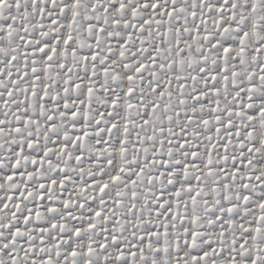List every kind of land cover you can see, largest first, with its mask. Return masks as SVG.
Returning a JSON list of instances; mask_svg holds the SVG:
<instances>
[{
	"label": "snow or ice",
	"instance_id": "obj_1",
	"mask_svg": "<svg viewBox=\"0 0 264 264\" xmlns=\"http://www.w3.org/2000/svg\"><path fill=\"white\" fill-rule=\"evenodd\" d=\"M0 264H264V0H0Z\"/></svg>",
	"mask_w": 264,
	"mask_h": 264
}]
</instances>
